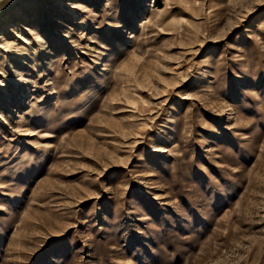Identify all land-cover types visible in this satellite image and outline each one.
Returning <instances> with one entry per match:
<instances>
[{
    "label": "rangeland",
    "instance_id": "374dc122",
    "mask_svg": "<svg viewBox=\"0 0 264 264\" xmlns=\"http://www.w3.org/2000/svg\"><path fill=\"white\" fill-rule=\"evenodd\" d=\"M0 264H264V0H0Z\"/></svg>",
    "mask_w": 264,
    "mask_h": 264
}]
</instances>
